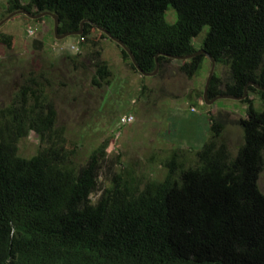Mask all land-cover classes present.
<instances>
[{"label": "trees", "instance_id": "trees-1", "mask_svg": "<svg viewBox=\"0 0 264 264\" xmlns=\"http://www.w3.org/2000/svg\"><path fill=\"white\" fill-rule=\"evenodd\" d=\"M50 11L60 18V34L90 20L133 52L146 72L160 74L177 63L192 78L207 51L227 70L215 74L209 97L241 96L246 85L264 87V0H7L6 10ZM174 10L169 21L167 11ZM52 19L45 16L40 21ZM209 28L199 45L195 39ZM110 38L84 23L78 50H64L78 67L82 46L92 42V82L110 85L112 70L93 35ZM1 36V34H0ZM78 40V39H76ZM8 48L12 39L1 36ZM123 58L138 72L128 53ZM75 52V54H73ZM52 74V76H50ZM56 78L50 70L30 74L11 102L0 106V264H264V91L250 85L243 100L248 115L238 121L243 143L235 156L223 138L225 120L211 115V136L190 165L177 147L160 161L163 178L139 175L123 164L104 179L106 144L86 161L68 145L53 102ZM60 85L65 83L60 82ZM35 132L39 149L19 153V142ZM103 180L108 181L104 184ZM102 191L99 197L94 194Z\"/></svg>", "mask_w": 264, "mask_h": 264}, {"label": "rangeland", "instance_id": "rangeland-1", "mask_svg": "<svg viewBox=\"0 0 264 264\" xmlns=\"http://www.w3.org/2000/svg\"><path fill=\"white\" fill-rule=\"evenodd\" d=\"M6 1L0 0V21L8 15ZM167 18L175 20L174 10L167 11ZM208 30L205 27L195 39L197 45ZM0 34L12 39L10 48L0 41V106L11 102L30 74L52 71L56 78L53 102L58 126L65 128L68 145L78 148L80 161H86L95 149L106 144L102 159L104 179L109 171L123 169V164L134 166L139 175L161 179L166 169L160 161L177 147L187 150L188 163L194 164L195 153L211 136V115L225 120L223 138L233 156L243 143L238 121L248 115L243 100L219 99L208 104L204 100L211 69L208 57L202 71L192 78L178 70L177 63L161 74L144 76L125 61L116 42L95 34L93 40L99 42L102 58L112 70L110 85L98 87L92 82L94 70L87 58L94 44L82 46L81 53L86 52L81 59L83 64L78 67L67 64L62 52H76L78 49L74 48H78L80 39L76 36L57 39L53 19L40 21L17 15L0 28ZM217 73L222 82L227 79L223 66L216 64L214 75ZM252 96L256 108L264 110V103ZM128 117L133 120L124 123L123 119ZM39 146L37 134L31 132L19 142V153L31 157ZM259 186L264 193V171ZM101 192L95 193L94 198Z\"/></svg>", "mask_w": 264, "mask_h": 264}, {"label": "water", "instance_id": "water-1", "mask_svg": "<svg viewBox=\"0 0 264 264\" xmlns=\"http://www.w3.org/2000/svg\"><path fill=\"white\" fill-rule=\"evenodd\" d=\"M25 15L33 20H37V19H41L44 18L45 16H50L53 20H54V32H55V36L57 39H63L65 37H69V36H81L84 33V23L85 22H89L91 24H93L99 31L105 33L111 40H113L114 42H116L119 46H121L130 56V59L133 63V65L135 66V68L144 76H155L160 72V63L158 61V56L156 57V68L154 71L152 72H146L145 70H143L141 68V66L138 64L133 52L131 51V49L124 43L122 42L120 39H118L117 37H115L114 35H112L107 29L95 24L94 22L90 21V20H85L82 22L80 29L77 31H72V32H66L63 34H60V18L57 14L50 12V11H44V12H40L38 14H33L32 12L26 10V9H19V10H15L11 13H9L5 18H3L0 21V28L11 18L17 16V15ZM167 57L176 59V60H187L190 58H193L199 54H204L206 55L210 62H211V69H210V73L208 76V79L206 81V85H205V89H204V100L205 102L208 103H212L216 100L219 99H234V100H244L248 97V88L250 85L256 87L259 90H263L264 91V87L259 86L258 84L254 83V82H250L248 85H246L245 89H244V94L241 96H235V95H229V94H220L217 95L215 97H213L211 100H209V87L212 81V78L214 76V72H215V67H216V60L205 50H199L193 54L190 55H185V56H177V55H171V54H166V53H161Z\"/></svg>", "mask_w": 264, "mask_h": 264}, {"label": "built area", "instance_id": "built-area-1", "mask_svg": "<svg viewBox=\"0 0 264 264\" xmlns=\"http://www.w3.org/2000/svg\"><path fill=\"white\" fill-rule=\"evenodd\" d=\"M74 47H76V46H73V48H74ZM74 49H77V48H74ZM130 118H131V119H130ZM132 120H133L132 117H128V118H124V119H123V122L126 123V122H130V121H132Z\"/></svg>", "mask_w": 264, "mask_h": 264}]
</instances>
